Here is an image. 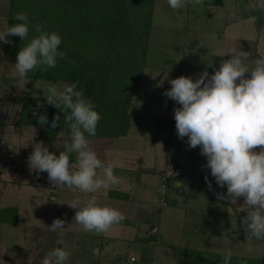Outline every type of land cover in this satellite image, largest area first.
I'll return each mask as SVG.
<instances>
[{
  "label": "crops",
  "instance_id": "obj_1",
  "mask_svg": "<svg viewBox=\"0 0 264 264\" xmlns=\"http://www.w3.org/2000/svg\"><path fill=\"white\" fill-rule=\"evenodd\" d=\"M187 3L192 2L186 0ZM262 3L264 0H222L221 3L202 0L199 4L198 10L205 11V14L213 11L214 14L220 12L226 17L224 30L208 29L198 37V41H193V45H198L204 55L214 56L215 62L207 66L213 73L219 68L221 61L231 55L216 56L217 51L227 52L233 47L242 49L238 44L246 39L243 29L251 27L258 32V27L264 28V8L260 7ZM254 4L257 5L255 10L251 7ZM3 6L4 0H0V14L8 18L10 11H4L6 8ZM253 17L254 22L250 20ZM230 25L237 28L233 31V37L230 35ZM256 41L258 45L259 37ZM261 53L256 48L255 54L249 55V64L260 58ZM12 54L0 42V223L23 230L18 191L24 185L43 189L49 200L59 201L72 214L77 209L69 203L87 197L66 185H53L47 172L39 173L29 167V156L33 151L31 138L35 137L36 142L42 140L47 145L55 142L70 127L64 126L53 139H48L41 135L40 124L20 122L22 98L25 95H44L36 90H21L23 85L19 84L14 75L17 57ZM27 78L28 82L24 85L33 84L29 78L36 77ZM50 82L52 81L47 80L45 87L55 84ZM140 99L135 91L129 105L130 125L125 134L88 137L91 147L104 163L117 165L114 174L119 177L118 184L101 189L95 195L100 203L119 209L126 218L101 234L85 232L74 221V216L59 218L64 221L65 227L62 237L59 230L50 229L56 219L36 218L33 221L35 233L31 237L27 233L28 241L36 243L38 239L46 240L45 243L49 246L48 241L56 236L57 242L63 240V245L71 240L73 242L65 249L72 256L81 255L79 264H103L108 262L104 258L113 256L115 262L127 264L131 255L135 257V262L130 264H138L139 259L131 253L142 255L146 264H193L189 258V249L219 254L231 252L233 256L259 259V264H264V240L247 239L242 225V220L247 215L244 199L241 197L236 204L217 199V193L227 195V186L221 188L211 175V170L205 167L207 158L201 155L200 147L189 148L188 138L182 140L178 137L174 114L160 109L146 112ZM5 108L7 110H3ZM140 118H145L140 120L143 124L152 123L155 134L151 136L152 141H159L163 145L165 156L162 167L159 166L158 159L154 161L155 166H144L139 163V156H132V152L129 155L122 152L118 157L121 150L118 140L130 136L135 126H139ZM159 133L162 136L156 139ZM64 145L50 148V151L56 153ZM174 166H180L182 171L173 174ZM164 171L170 173V177L165 178ZM205 176L211 181V188ZM41 246L36 243L34 248L25 251L30 258L35 257L34 261L36 256H42L40 264L54 249V244L51 249ZM93 250H98V253L94 254Z\"/></svg>",
  "mask_w": 264,
  "mask_h": 264
},
{
  "label": "clouds",
  "instance_id": "obj_2",
  "mask_svg": "<svg viewBox=\"0 0 264 264\" xmlns=\"http://www.w3.org/2000/svg\"><path fill=\"white\" fill-rule=\"evenodd\" d=\"M167 2L173 9L186 6V0ZM191 2L195 7L202 0ZM251 7L255 10L257 5ZM260 7L264 8V3ZM14 19L17 23L0 28V42L11 43L10 36L29 40V15L18 12ZM254 19L250 18L252 22ZM46 27V22L31 25L35 35L18 52L14 75L20 85L28 82L29 72L54 68L58 59L65 56L59 47L61 36ZM226 54H231L230 58L222 60L212 75L205 71L198 79L186 75L171 79V88L164 95L180 105L174 110L178 137L182 140L187 137L189 148L199 146L201 155L207 158L205 167L211 170L221 188L227 186V195L217 193V199L236 204L242 197L247 212L242 225L247 239L264 240V53L251 64L249 53L236 47L227 52L217 51L215 55ZM42 89L46 102L64 112L71 136L59 155L50 151L42 140L36 142L35 137L31 138L29 167L39 173L47 172L53 185H66L85 194L86 199L69 203L77 209L74 221L85 232L106 233L126 217L119 209L100 203L95 195L119 183V177L114 174L117 165L104 163L88 139L96 135L101 114L83 90L78 89V82L49 84ZM59 120V116L54 117L51 127L55 128ZM38 123L48 124L46 113L38 116ZM205 180L211 188L207 176ZM50 229L59 230L62 237L64 221L57 218ZM59 243L63 244V240ZM93 252L97 254L98 250ZM70 256L71 252L64 247H56L42 264H66ZM231 257V252L224 254L223 264H230Z\"/></svg>",
  "mask_w": 264,
  "mask_h": 264
},
{
  "label": "rangeland",
  "instance_id": "obj_3",
  "mask_svg": "<svg viewBox=\"0 0 264 264\" xmlns=\"http://www.w3.org/2000/svg\"><path fill=\"white\" fill-rule=\"evenodd\" d=\"M77 1L79 3L83 2V0ZM37 2L41 4L39 0H4L3 7L6 8L4 11H10L13 7L15 9H12L13 11H28V5L36 4ZM95 2L94 7L101 14L100 17H102L99 21L101 24L97 29L100 30V34H103L101 45L98 50H95L92 57L97 63L93 64V71H90L96 79L87 78V76L84 78L85 75H83L81 78L82 83L78 85V89L83 90L88 99L93 100L100 93V89H102L97 87L95 83L98 80L102 84L101 81L106 78L110 71V68L107 69L108 65H103L104 63L129 62L138 63L142 66V73H144H141L135 91L141 97L139 102L143 103V109L146 112L160 109L163 112L169 111L174 114L175 108L180 107L175 100L164 95L166 90L171 88V79L181 75L198 79L205 71L209 73V76L213 74V70H209L207 66L215 62L214 56L208 55L212 56L208 57L204 55L205 53L200 50L198 45H193L195 44L193 41H198V37L203 35L208 29L224 30L226 17L222 13L214 14L211 11L205 14V11L198 10L199 5L193 7L192 3H187L181 9H173L169 6L167 0H96ZM81 10H84V8L81 7ZM81 13L85 14L86 12L81 11ZM136 13H138V17H142L143 32L141 34H137L135 31L134 19L137 17ZM87 17L89 18L90 16ZM30 20L31 25L46 21L34 15ZM78 22L75 25H78ZM92 22L95 23L96 21L92 20ZM9 23L13 25L17 21L14 18L11 20L10 15L7 18L6 15L0 14V28L9 26ZM31 25L30 29H32ZM46 25V30L51 31L52 28L48 24ZM231 25L230 35L233 37V31L237 28ZM70 28L71 24L67 23L66 31H70ZM243 31L246 32V39L243 42H239L238 46L242 49L245 48L249 55H254L256 48L263 53L264 28L259 29L258 27V32L251 27L245 28ZM258 37L259 44L257 45L256 40ZM251 39H254V42H251ZM64 40L67 41V38ZM17 55L14 54L13 56L17 57ZM201 56L202 59H199ZM74 79L69 82V80L60 79L29 78V81L33 82V84H23V89L21 90L30 89L43 93V89L40 87H45L47 80L62 86L65 83L77 82ZM141 119L145 120V118L139 119V126H135L130 136L128 135L127 138L122 137L118 140V146L121 148L120 152H117L118 157L121 156L122 152L127 155L132 152V156H139V163L142 165L155 166L154 161L158 159V164L162 167V160L165 156L163 145L159 141H152L151 136H155L152 123L143 124L140 121ZM70 136L71 131L66 128L60 138L47 144L49 150L58 145L69 143ZM161 136L162 134L159 133L156 139L161 138ZM24 186L18 191L20 194H18L19 203L22 208L23 230H17L12 228L11 225L0 223V264H40L42 256H36V261H34L35 257L30 258L25 254V251L34 248L36 243H40L41 247H49L51 249L53 244L54 248L56 246L67 248L70 246V242H73L70 240L66 241L65 245L60 244L57 242L58 236L48 241L49 246L45 243L46 240L38 239L36 243L28 241L27 233L30 237L35 233L33 221L36 218L39 220H53L75 216V213L72 214V212L63 208L59 201L49 200L43 189L38 190L32 186ZM49 195H52L50 191ZM131 254L137 256L139 259L138 264H146L142 255ZM131 254L129 253V255ZM80 258L81 255H71L66 264H79L78 260ZM91 258L96 260L95 257ZM104 260H108V262H104L107 264H120L115 262L114 256L104 258Z\"/></svg>",
  "mask_w": 264,
  "mask_h": 264
},
{
  "label": "trees",
  "instance_id": "obj_4",
  "mask_svg": "<svg viewBox=\"0 0 264 264\" xmlns=\"http://www.w3.org/2000/svg\"><path fill=\"white\" fill-rule=\"evenodd\" d=\"M39 1L41 4L37 2L36 4L28 5V11H13L14 7L11 8L10 19L12 20L18 12H24L29 15L30 19L34 15L46 20L43 23L46 22L52 28L51 31L55 30L61 36L62 43L59 47L65 53V56L62 59H58L56 67L50 68L47 71L37 68L29 72L28 76L69 80V82L77 78L74 80L78 82V85L82 83L81 78L83 75H85L84 78L87 76V78L95 80L96 78L93 77L94 75L91 74V71H93V64L97 62L92 57L95 50L99 49L103 39V34H100V30L97 29L101 24L99 21L102 17H100L101 14L94 7L96 0H83L80 3L77 0ZM207 1L222 2V0ZM81 7L84 10H81ZM31 8L33 9L31 10ZM81 11H85L86 13L83 14ZM136 15L137 17L134 19L135 31L137 34H141L143 32L142 17H138V13ZM87 16L90 17L88 18ZM79 20L80 22H78ZM92 20L96 22L93 23ZM77 22L78 25H75ZM67 23L71 24L70 31H66ZM9 26H11L10 23ZM33 35H35V32L30 29L29 40ZM64 37L67 38V41L64 40ZM9 40L11 43L5 44V49L8 53L14 54H18L21 47L29 42V40H22L19 36H10ZM103 65H108L107 69L110 68V71L106 78L101 81L102 84L98 80L95 83L97 87H101L102 89H100L98 96H95L92 100L102 118L99 121L96 135L89 137L118 136L128 131L130 125L128 109L142 73V66L138 63L115 62L110 64L104 63ZM38 104H43L44 106L37 107ZM45 113L48 117V124L41 125V135L48 139H53L64 126L68 125L65 123L64 112L48 104L43 96L25 95L22 98L21 123L39 124L38 116ZM56 116H59L60 120L59 124L53 128L51 127V123ZM64 150V147H60L56 154L59 155V152ZM71 159L75 160V154H72ZM188 254L193 264H223L224 254L194 249H189ZM259 261L261 260L232 255L230 264H259Z\"/></svg>",
  "mask_w": 264,
  "mask_h": 264
},
{
  "label": "built area",
  "instance_id": "obj_5",
  "mask_svg": "<svg viewBox=\"0 0 264 264\" xmlns=\"http://www.w3.org/2000/svg\"><path fill=\"white\" fill-rule=\"evenodd\" d=\"M181 171H182V168L180 166H176L173 170V174H179ZM163 175L165 176V178L170 177V173L166 171L163 172ZM133 261H135L134 256L130 257L129 262L127 264H130V262H133Z\"/></svg>",
  "mask_w": 264,
  "mask_h": 264
}]
</instances>
